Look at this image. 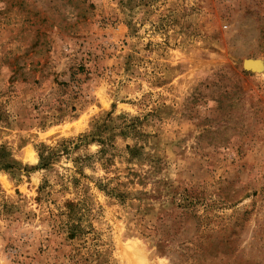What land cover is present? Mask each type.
<instances>
[{
	"label": "rangeland",
	"instance_id": "1",
	"mask_svg": "<svg viewBox=\"0 0 264 264\" xmlns=\"http://www.w3.org/2000/svg\"><path fill=\"white\" fill-rule=\"evenodd\" d=\"M0 163V264H264V0H0Z\"/></svg>",
	"mask_w": 264,
	"mask_h": 264
},
{
	"label": "trees",
	"instance_id": "2",
	"mask_svg": "<svg viewBox=\"0 0 264 264\" xmlns=\"http://www.w3.org/2000/svg\"><path fill=\"white\" fill-rule=\"evenodd\" d=\"M65 149L68 150L67 147ZM52 158H53V154L50 153L49 155L46 156L44 150L41 152V158L40 159H41L42 165H44V166L48 165V163L52 160ZM9 167H11V164L6 163L3 166H0V170L7 169Z\"/></svg>",
	"mask_w": 264,
	"mask_h": 264
},
{
	"label": "water",
	"instance_id": "3",
	"mask_svg": "<svg viewBox=\"0 0 264 264\" xmlns=\"http://www.w3.org/2000/svg\"><path fill=\"white\" fill-rule=\"evenodd\" d=\"M249 63H251V62L245 61V62H243V66L247 68L249 66Z\"/></svg>",
	"mask_w": 264,
	"mask_h": 264
},
{
	"label": "bare ground",
	"instance_id": "4",
	"mask_svg": "<svg viewBox=\"0 0 264 264\" xmlns=\"http://www.w3.org/2000/svg\"><path fill=\"white\" fill-rule=\"evenodd\" d=\"M251 65V63H249Z\"/></svg>",
	"mask_w": 264,
	"mask_h": 264
}]
</instances>
